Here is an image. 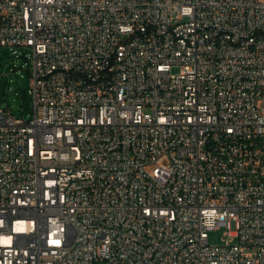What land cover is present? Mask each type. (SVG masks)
Masks as SVG:
<instances>
[{"label": "built area", "instance_id": "built-area-1", "mask_svg": "<svg viewBox=\"0 0 264 264\" xmlns=\"http://www.w3.org/2000/svg\"><path fill=\"white\" fill-rule=\"evenodd\" d=\"M0 47V264H264V0H0Z\"/></svg>", "mask_w": 264, "mask_h": 264}, {"label": "rangeland", "instance_id": "rangeland-1", "mask_svg": "<svg viewBox=\"0 0 264 264\" xmlns=\"http://www.w3.org/2000/svg\"><path fill=\"white\" fill-rule=\"evenodd\" d=\"M16 49L19 55H22L21 58L16 57L9 47H0V105L9 106L16 116L28 118L33 113L34 102L30 93V59L26 62L23 55L29 52L22 47ZM15 66L20 67L21 71H14ZM225 232L224 227L211 230L210 243H223ZM244 253L253 256L255 250H245Z\"/></svg>", "mask_w": 264, "mask_h": 264}]
</instances>
